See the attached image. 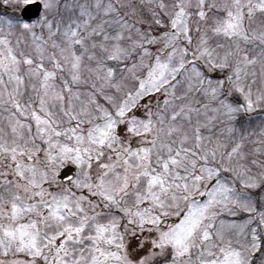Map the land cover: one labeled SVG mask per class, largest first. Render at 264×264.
Listing matches in <instances>:
<instances>
[{
	"label": "snow or ice",
	"instance_id": "obj_1",
	"mask_svg": "<svg viewBox=\"0 0 264 264\" xmlns=\"http://www.w3.org/2000/svg\"><path fill=\"white\" fill-rule=\"evenodd\" d=\"M0 264H264V0H0Z\"/></svg>",
	"mask_w": 264,
	"mask_h": 264
}]
</instances>
